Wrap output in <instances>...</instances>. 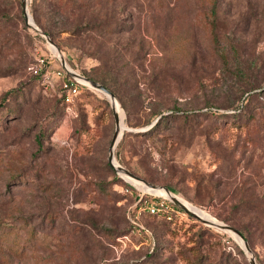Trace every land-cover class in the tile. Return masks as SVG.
I'll use <instances>...</instances> for the list:
<instances>
[{
  "label": "rangeland",
  "instance_id": "1",
  "mask_svg": "<svg viewBox=\"0 0 264 264\" xmlns=\"http://www.w3.org/2000/svg\"><path fill=\"white\" fill-rule=\"evenodd\" d=\"M216 1L214 17L209 0L99 1L113 26L87 47L67 31L51 40L25 22L21 0H0V220L34 235L21 255L1 246L0 264H249L232 233L187 211L172 222L142 216L149 243L128 230L105 163L108 97L84 84L63 106L59 80L44 88L28 69L39 56L62 67L55 46L70 70L107 80L125 124L115 162L228 223L221 216L235 208H264V92L246 126L217 115L233 112L240 90L264 89V0ZM25 2L30 16L50 4ZM259 237V259L250 250L264 264Z\"/></svg>",
  "mask_w": 264,
  "mask_h": 264
},
{
  "label": "trees",
  "instance_id": "2",
  "mask_svg": "<svg viewBox=\"0 0 264 264\" xmlns=\"http://www.w3.org/2000/svg\"><path fill=\"white\" fill-rule=\"evenodd\" d=\"M49 5H47L42 11H38L35 7H31L29 9L31 16L33 18L34 23L44 32L46 33L51 40L54 41V37L60 31H67L70 35L75 36L79 39V43L82 46H89L93 41L96 40L97 35L100 37H105L106 32L110 30L113 26L112 21L108 20L106 17V13L99 12L98 9L95 10L94 5L99 4V1L103 0H48ZM106 2V0H105ZM218 13V4L216 0H209V14L214 17ZM56 18V19H55ZM91 54L90 52H87ZM132 62V60H131ZM34 78H36L37 82H40V76L38 74H31ZM89 79H95L91 75H85ZM101 83L108 88L112 93H115L113 89V85L108 83L107 80H101ZM83 88H81L82 90ZM253 86L246 87L239 91L238 100L239 102L234 105L232 113L219 112L217 115L226 118L227 116L238 117L243 119L242 124L247 125L248 121L253 116L252 110L255 106L258 105L259 100L261 99V95L264 92V89H259L256 92H250ZM249 91V92H247ZM244 92H247L243 95ZM57 101L65 106V102H63L61 95L56 93ZM2 101H0V105H2ZM173 108V107H172ZM8 109V108H7ZM6 109V110H7ZM178 109V108H175ZM10 112V111H9ZM164 119V116H160L155 124L160 123ZM3 128V127H2ZM0 128V129H2ZM34 140L38 146L41 145L40 135L34 134ZM121 139L117 144H120ZM106 166L113 170L112 166L109 164L108 160H106ZM11 177V175H10ZM10 177L8 179H10ZM112 177L114 178V184L116 185V189L122 195H124L123 199L125 202L124 206V217L126 223L128 225V230L130 228V222L127 217V209L129 205L133 201V195L123 191V186H126L125 181L113 171ZM249 200H247L248 202ZM242 202V199L239 200ZM264 202V197H263ZM235 211V213L233 212ZM230 212L231 214L223 215L221 218L227 221L230 225L234 226L243 236V238L247 241L249 248L253 250L254 256L258 258V254L254 252V244L255 235L264 237V208H254L250 206L247 210H240L242 213H237L236 208ZM142 216H150L155 217L167 222H172L175 218L165 219L162 216H158L156 214H151L148 212H141L139 215V219L142 220ZM95 220L92 219V222ZM143 221V220H142ZM144 223V222H143ZM97 225V222H94ZM145 224V223H144ZM17 226L11 222H4L0 220V247H5L9 252L21 255L23 252L25 245L31 246V237L34 235L30 229L27 230V234L25 237L19 233V230L16 228ZM144 227L149 231L150 236L152 237V232L150 228L145 224ZM258 231V232H257ZM262 243L261 248L264 253V238H260ZM152 246L149 248L151 250ZM241 251V250H239ZM198 256H203V254H199ZM198 262V260H197ZM189 264H194L189 261ZM260 264V263H259Z\"/></svg>",
  "mask_w": 264,
  "mask_h": 264
},
{
  "label": "built area",
  "instance_id": "3",
  "mask_svg": "<svg viewBox=\"0 0 264 264\" xmlns=\"http://www.w3.org/2000/svg\"><path fill=\"white\" fill-rule=\"evenodd\" d=\"M48 60L39 56L34 62L28 65V69L33 74L42 76L44 88L51 86L50 79H58V93L61 95L66 106H70L75 96L80 92L82 85L86 84L79 77L69 74L62 67L49 68ZM54 76V77H53ZM128 185L123 190L133 195V201L127 209V217L130 222L129 230L142 236L144 242H150L149 231L144 227L139 219L141 212L162 216L165 219L184 215V210L167 199L164 195L140 188L133 181L123 178Z\"/></svg>",
  "mask_w": 264,
  "mask_h": 264
},
{
  "label": "water",
  "instance_id": "4",
  "mask_svg": "<svg viewBox=\"0 0 264 264\" xmlns=\"http://www.w3.org/2000/svg\"><path fill=\"white\" fill-rule=\"evenodd\" d=\"M21 11H22V14H23V18L25 20V22L27 24H29L32 28H34L35 30H37L38 32H40L41 34H43V32L36 26V25H33V20L30 16V14L28 13L27 11V7H26V2L25 0H21ZM33 22L30 24V22ZM46 40L50 43V44H53L51 42V40L46 37ZM54 45V44H53ZM58 51V50H57ZM59 61H60V64L61 66L71 75H74L76 77H80L81 79H83V81L86 83V84H89L91 87H94L98 90H100L102 93H104L105 95L108 94L109 98H108V101L110 103V107H111V110H112V115H113V120H114V130L112 132V135L110 137V144H109V148H108V153H107V160L108 162L113 166V168L115 169L116 173L120 176H122L123 178L127 179L126 177H129L131 180L133 181H140L141 183H143L144 185L148 186V187H154V186H160V187H163L167 192H169V189L165 186H162V185H157V184H154V183H151V182H148V181H145L141 178H139L138 176H136L135 174L131 173L129 170H127L126 168L120 166L119 164H117L115 162V159L113 157V153H112V147L113 145L117 142L120 134H121V131L122 129L124 128H121L120 131H119V126H118V115H117V112L115 111L114 109V106L113 104L111 103V101L114 99V95L113 93L108 89L106 88L103 84L93 80V79H88L86 77H83L81 75H79L77 72L73 71V70H70L67 65L65 64V61L63 59V57L59 54L57 55ZM111 99V100H110ZM114 160V161H113ZM165 197H167V199L169 201H171L172 203H174L175 205L179 206L180 208H182L184 211H187L189 213H191L192 215H194L195 217L199 218L198 216H196L193 212H191L180 200H178L175 196H173L172 194H169V196L167 195H164ZM216 219V218H215ZM205 222V221H204ZM208 225H212L216 228H219L221 230H225V231H231L233 232L237 237L240 238L241 240V248L243 249V251L245 252L246 256H247V259H248V262L249 264H256V261L254 259V256L247 244V241L243 238V236L241 235V233L232 225L228 224V223H225V222H222L220 220H215L213 222H206Z\"/></svg>",
  "mask_w": 264,
  "mask_h": 264
},
{
  "label": "bare ground",
  "instance_id": "5",
  "mask_svg": "<svg viewBox=\"0 0 264 264\" xmlns=\"http://www.w3.org/2000/svg\"><path fill=\"white\" fill-rule=\"evenodd\" d=\"M30 24L33 23L31 21H29ZM34 25V24H33ZM55 47V46H54ZM53 47V50L59 55V51H57V48ZM81 79V78H80ZM83 80V79H81ZM87 83V82H86ZM106 96L109 98L108 94H106ZM111 100V99H110ZM113 103L117 106V115H118V126H119V131L121 128L125 127V124L123 122V114H122V111H121V108L119 107L118 105V102L117 100L114 98L113 100ZM114 161V160H113ZM128 180L130 181H133L131 180L129 177H126ZM135 184H137L140 188L142 189H145V190H150L152 192H155V193H158V194H161V195H167L169 196V194H172L173 196H175L178 200H180L176 195H174L173 193L171 192H167L163 187H160V186H154V187H148L146 185H144L143 183H141L140 181H133ZM181 201V200H180ZM182 202V201H181ZM191 212H193L196 216H198L201 220L205 221V222H213L215 221L216 219L209 216V215H206L204 214L201 210H199L198 208L196 207H193L191 206L190 204H185L184 202H182ZM230 233H232L235 238L239 241V243L241 244V240L239 237H237L233 232L229 231Z\"/></svg>",
  "mask_w": 264,
  "mask_h": 264
}]
</instances>
